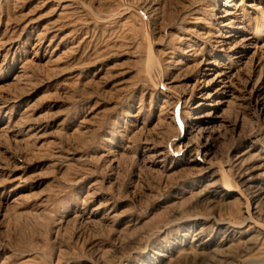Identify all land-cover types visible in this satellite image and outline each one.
<instances>
[{"label": "rangeland", "instance_id": "374dc122", "mask_svg": "<svg viewBox=\"0 0 264 264\" xmlns=\"http://www.w3.org/2000/svg\"><path fill=\"white\" fill-rule=\"evenodd\" d=\"M0 264H264V0H0Z\"/></svg>", "mask_w": 264, "mask_h": 264}, {"label": "bare ground", "instance_id": "6f19581e", "mask_svg": "<svg viewBox=\"0 0 264 264\" xmlns=\"http://www.w3.org/2000/svg\"><path fill=\"white\" fill-rule=\"evenodd\" d=\"M231 5V4H230ZM151 54V53H150ZM151 58V57H150ZM250 219L249 217L247 218V220Z\"/></svg>", "mask_w": 264, "mask_h": 264}]
</instances>
